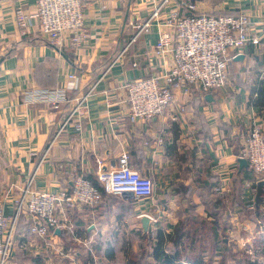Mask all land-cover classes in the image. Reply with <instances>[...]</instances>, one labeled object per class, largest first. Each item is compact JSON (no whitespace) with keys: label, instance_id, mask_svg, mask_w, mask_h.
Returning <instances> with one entry per match:
<instances>
[{"label":"crops","instance_id":"crops-1","mask_svg":"<svg viewBox=\"0 0 264 264\" xmlns=\"http://www.w3.org/2000/svg\"><path fill=\"white\" fill-rule=\"evenodd\" d=\"M163 1L88 0L85 42L59 50L39 32L35 0H0V203L6 212L28 187L51 193L69 190L72 172L97 182L99 172L116 169L123 154L132 169L155 185L151 199L108 194L98 207L78 205L69 210L54 240L78 249L76 260L53 261L54 249L37 240L21 254L30 261L16 264H91L80 261V250L91 256L109 247L122 249L133 239L139 244V234L148 245L150 236L144 237L138 221L143 215L152 219L151 235L158 227L170 233L190 213L233 224L245 213V204L249 211L257 206V177L249 164L241 167L240 159L250 128L254 124L264 128V0H169L161 19L133 41L135 25ZM19 4L31 16L26 35L13 16ZM191 4L209 15H248L250 34L262 43L230 53L224 88L203 92L196 86L189 94L176 90L165 113L132 123L126 85L171 68L172 55H154L160 33L168 29L161 23L172 12L189 14ZM70 73L77 75L75 88L58 108L29 99V91L65 87ZM79 98L85 99L83 117L72 120L50 146ZM76 123L80 130L74 128ZM239 186L241 200L231 206ZM28 229L26 221H19L17 251H22L20 245L31 244Z\"/></svg>","mask_w":264,"mask_h":264},{"label":"built area","instance_id":"built-area-1","mask_svg":"<svg viewBox=\"0 0 264 264\" xmlns=\"http://www.w3.org/2000/svg\"><path fill=\"white\" fill-rule=\"evenodd\" d=\"M168 1L157 4L149 17L135 25L137 33L133 41L140 33L148 32L154 22L161 19L160 14ZM87 3L88 0H35L39 32L59 50L67 44L80 47L86 40L84 11ZM188 8L190 13L187 15H179L177 11L169 13L161 23L168 29L160 33L154 46L156 57L172 55L171 68L163 75L136 79L126 85L128 118L132 123L150 121L165 113L175 100L176 90L189 94L196 86L203 92L224 88L228 83V66L233 58L230 53L238 52L248 44L262 43L259 37L250 34L252 21L248 15L215 16L197 12L193 4ZM13 16L20 33L26 35L30 29V14L19 4L15 7ZM125 52L126 49L119 57ZM76 78V73H70L65 87L29 91V99L56 109L68 100V93L75 88ZM84 101L82 98L77 100L78 104L63 121L50 146L72 120L83 117ZM74 128L80 130V123H76ZM241 157L255 173L256 183L264 181L262 125L254 124L250 128ZM97 178L109 195L130 194L137 200L154 197L155 185L152 179L132 169L126 154L120 156L116 169L101 171ZM69 182V190L58 193L31 190L28 187L13 199V209L9 213L6 212L4 204L0 203V264H16V237L21 218L30 221L28 231L32 241L31 244L20 245V249L29 250L35 246L37 240L46 243L47 247L55 248L61 243L54 240L56 231L63 227V221H67L69 210L78 205L98 207L102 204L103 194L90 180L72 172ZM217 191L223 193V189ZM225 192L229 194L230 190L226 189ZM60 249L63 250V247L60 246Z\"/></svg>","mask_w":264,"mask_h":264},{"label":"trees","instance_id":"trees-1","mask_svg":"<svg viewBox=\"0 0 264 264\" xmlns=\"http://www.w3.org/2000/svg\"><path fill=\"white\" fill-rule=\"evenodd\" d=\"M90 181L101 191L104 199V196L108 194L104 191V188L102 187L98 179L97 182L93 180ZM242 192L243 189L241 188V186L236 188V193H233L232 194L233 196H231V203H230L231 206H234L236 200H241V194H243ZM218 204L220 205V202H218ZM244 211L247 215L252 216L254 220L255 218L259 220L260 219L264 220V202L259 203L251 211L247 209V204H245ZM212 213L216 216L215 212ZM190 219L198 220L203 225H209L211 227V230L213 232V239H212L213 248L211 249V251L212 253L215 254L214 257L217 256L220 257L219 260L220 264H225V261H227L226 253L228 249L223 244L224 240L221 238L220 234L228 231V226H227L228 223L219 222L217 217H215L214 221L210 222L208 219L199 217L198 215H194L192 213H190V215L182 219L180 223L176 227H174L170 233L164 232L163 229L159 227L156 230H154V232H152L150 235L149 246L145 247L143 245H140L138 247V249L142 251L140 255L134 253V250L132 248L133 241L126 242L125 244H127V247L126 245H124V248L122 249H114L113 247H109L107 250H104L105 251L104 257L107 261H99V263L115 264V261H109V260L115 259L116 250H120L124 253L123 257L125 261H123V264H209L210 261L212 262V260L210 258V255L207 254L208 250L202 249L197 251V248H195V238L193 237L191 238V234L187 230V224L191 221ZM21 220L26 221V227L28 226L29 228L30 221L21 218L20 222ZM136 238L139 240V244H141V242H144V238L142 237L141 234L136 235ZM258 238H259V244L263 246L262 247L263 250L261 253H257L255 251L254 254L256 253V256L258 255L257 258L260 259V257L264 256V237H258ZM190 239H191V243L190 245H187L186 241ZM187 247L190 249V252H194V253L193 254L189 253L188 255H184V251L187 250L186 249ZM223 249H225V251H222ZM89 257L91 259L90 263L95 264L93 261V257L87 256V258ZM259 259L256 260L247 259L245 264H264V262H260Z\"/></svg>","mask_w":264,"mask_h":264},{"label":"rangeland","instance_id":"rangeland-1","mask_svg":"<svg viewBox=\"0 0 264 264\" xmlns=\"http://www.w3.org/2000/svg\"><path fill=\"white\" fill-rule=\"evenodd\" d=\"M239 221L234 222L232 224V221L227 224L230 229L227 232H223L221 235V238L224 240L223 244L225 247H227L228 251L226 253V260L225 264H245L247 259L256 260L258 255L257 253H261L263 250V246L259 244V238L258 237H264V220H259L257 218H254L252 216L247 215L246 213H240ZM191 221L187 224V230L191 234V238H195V248H197V251L206 249L207 254L210 255V258L212 262L210 261L209 264H220V257H214V253H212L211 249L213 248V232L211 230V227L209 225H203L198 220L190 219ZM230 221V219H228ZM243 223L244 225H240L239 223ZM202 226V227H201ZM235 228V229H234ZM135 241L134 239L132 240ZM187 245H190L191 239L186 241ZM68 244V243H67ZM66 242L63 241V244H59L54 249V253L52 256L53 261H63L65 259H74L76 260V255L79 253L78 249H76L74 246L69 245L67 246ZM123 244L122 246L124 247ZM133 245L137 248H135L134 253L140 255L142 253L141 250L138 249L140 245H143L145 247H148L144 242H141V244L133 243ZM60 246L63 247V250L60 249ZM73 248V249H72ZM78 248V247H77ZM187 250L184 251V255L193 254L194 252H190V249L187 247ZM28 251V250H26ZM24 249L20 252V250L17 252L16 261H30V259L26 256H24L25 252ZM196 251V252H197ZM222 251H225L223 249ZM80 252L83 254L80 257V261H91L90 258H87L89 251L88 250H80ZM24 254V255H21ZM70 255V257H68ZM93 257V261H107L105 259V251H93L92 254H90ZM124 253L120 250H116V258L109 261H115V264H123ZM256 256V258H255ZM68 257V258H67ZM209 258V259H210ZM32 260V259H31ZM260 262H264V256L260 257ZM34 261V260H32ZM36 261V260H35ZM66 261V260H65ZM241 262V263H240ZM100 264V263H97Z\"/></svg>","mask_w":264,"mask_h":264},{"label":"water","instance_id":"water-1","mask_svg":"<svg viewBox=\"0 0 264 264\" xmlns=\"http://www.w3.org/2000/svg\"><path fill=\"white\" fill-rule=\"evenodd\" d=\"M240 165H241V167H243V166L247 167L248 166V162L245 159H240ZM263 193H264V181H261V182L258 183V191H257V195H256V204L257 205L260 202H262ZM138 221L142 223L143 231H144L143 232L144 237L146 239H149V236H150L149 225H150V222L152 221V219L150 217L146 216V215H143V216L139 217Z\"/></svg>","mask_w":264,"mask_h":264}]
</instances>
